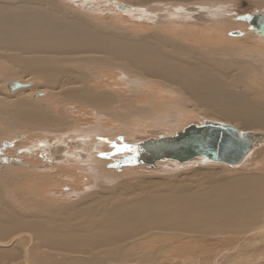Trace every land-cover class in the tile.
Here are the masks:
<instances>
[{
  "label": "bare ground",
  "instance_id": "1",
  "mask_svg": "<svg viewBox=\"0 0 264 264\" xmlns=\"http://www.w3.org/2000/svg\"><path fill=\"white\" fill-rule=\"evenodd\" d=\"M229 2L0 0V264L264 261V38ZM206 122L261 138L237 165L108 167L120 136Z\"/></svg>",
  "mask_w": 264,
  "mask_h": 264
},
{
  "label": "water",
  "instance_id": "2",
  "mask_svg": "<svg viewBox=\"0 0 264 264\" xmlns=\"http://www.w3.org/2000/svg\"><path fill=\"white\" fill-rule=\"evenodd\" d=\"M244 20L255 36L264 38V14L255 12L254 15H247ZM234 35H238V32ZM260 138L259 133H241L223 124L206 122L202 126L190 125L171 138L125 146L121 151L127 155L119 157L116 166H153L161 160L181 163L198 157L211 162L237 165Z\"/></svg>",
  "mask_w": 264,
  "mask_h": 264
},
{
  "label": "rangeland",
  "instance_id": "3",
  "mask_svg": "<svg viewBox=\"0 0 264 264\" xmlns=\"http://www.w3.org/2000/svg\"><path fill=\"white\" fill-rule=\"evenodd\" d=\"M88 2L89 1H87L85 4H87L88 5ZM112 5V7H110ZM228 6V11H227V16L225 17V19H227L228 21H229V23H233V25H246L247 23L245 22V20H244V18L247 16V15H252V14H255V12H258V13H260V11L261 10H263V8H259V6H257L256 5V3H255V1H251V0H231V2H229V4L227 5ZM107 7H109V8H107V9H110V10H114L115 11V13H117V11H116V9L114 8V4H110V5H108ZM123 7V6H122ZM112 10V11H113ZM98 14H97V16H99V17H106V16H104L105 15V13L106 12H97ZM103 13V14H102ZM122 13V12H121ZM132 11H131V13L129 12V13H123V14H119L120 15V21H124V22H127V23H129V22H131V23H133V24H136V25H138L139 27H141V28H145V27H153V24H152V22H150V21H146V20H144V19H138L136 16H133L132 15ZM195 16H196V14H194ZM123 17V18H122ZM136 17V18H135ZM114 20H116V18L114 19ZM126 20V21H125ZM155 19L154 18H152V21H154ZM196 22V21H195ZM195 22H193V23H195ZM237 22V23H236ZM146 23H148V25L146 24ZM197 23V22H196ZM152 25V26H151ZM248 31H250L249 30V28H248V25H247V28H246ZM251 32V31H250ZM252 33V32H251ZM232 35H234L233 33H231V34H229V36H231L232 37ZM234 36H236V35H234ZM191 125H194V124H191ZM261 133H263L264 134V132H262L261 131ZM126 141V139H124V137L123 136H120V140H118V141H113V143H114V147H113V149H111L112 150V152H114L112 155L114 156V161L113 162H115V161H117L118 160V158H119V156L121 157L122 155H127V153L126 152H122L121 151V149H122V146L123 145H130V144H134V142H128V140H127V142H125ZM116 148H118V150H116ZM261 153H262V155H261ZM112 155H110L109 156V158H111V157H113ZM258 157H257V159L258 160H260V161H262V159H263V156H264V154H263V152L261 151V152H259L258 154ZM115 157H117V158H115ZM114 164V163H113ZM109 167V169L110 168H112L113 169V171H115V170H117V172H120L121 171V169H122V167H127V166H119V167H115V166H108ZM107 167V168H108ZM112 169H110V170H112ZM251 169V168H250ZM248 169V168H241V169H238L239 170V172L240 173H250V172H254V169ZM119 170V171H118ZM257 171V170H256ZM116 172V171H115ZM262 172V171H261ZM264 172V171H263ZM69 198H72V197H69ZM33 240H31L30 242H28L27 243V245H26V247H28V249H30L31 247H33V243L34 242H32ZM31 242H32V244H31ZM259 249L260 248H257V250H255V253L256 254H258V255H260V251H259ZM163 251V250H162ZM168 252H170L169 250H168ZM258 252V253H257ZM260 252V253H259ZM242 253V255H245V257H248V253L249 252H245V251H243V252H241ZM244 253V254H243ZM262 254H264L263 252H262ZM160 256H166V257H169V258H174V256L175 255H172V253H167V251L166 252H163V253H161L160 254ZM231 257H235V254L234 255H231ZM252 259L253 258H255V255H253V257H251ZM244 259V258H243ZM245 260V259H244ZM264 262V261H263ZM263 262H261V261H257V263L258 264H262ZM249 263V262H248ZM240 264H247L246 263V261H241V263Z\"/></svg>",
  "mask_w": 264,
  "mask_h": 264
}]
</instances>
